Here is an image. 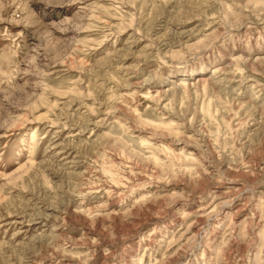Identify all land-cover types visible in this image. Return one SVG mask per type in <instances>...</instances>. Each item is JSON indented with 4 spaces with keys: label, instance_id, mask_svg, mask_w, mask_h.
I'll return each mask as SVG.
<instances>
[{
    "label": "rangeland",
    "instance_id": "374dc122",
    "mask_svg": "<svg viewBox=\"0 0 264 264\" xmlns=\"http://www.w3.org/2000/svg\"><path fill=\"white\" fill-rule=\"evenodd\" d=\"M0 264H264V0H0Z\"/></svg>",
    "mask_w": 264,
    "mask_h": 264
}]
</instances>
